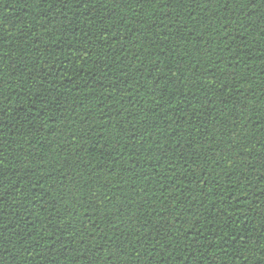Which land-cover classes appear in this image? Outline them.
<instances>
[{
  "label": "trees",
  "instance_id": "1",
  "mask_svg": "<svg viewBox=\"0 0 264 264\" xmlns=\"http://www.w3.org/2000/svg\"><path fill=\"white\" fill-rule=\"evenodd\" d=\"M0 264H264V0H0Z\"/></svg>",
  "mask_w": 264,
  "mask_h": 264
}]
</instances>
